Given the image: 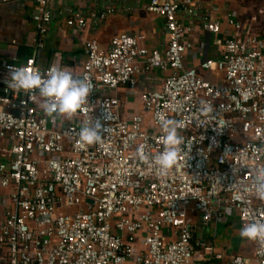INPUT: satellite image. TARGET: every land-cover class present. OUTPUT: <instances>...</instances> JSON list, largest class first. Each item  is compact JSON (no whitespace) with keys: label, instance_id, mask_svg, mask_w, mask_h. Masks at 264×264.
<instances>
[{"label":"built area","instance_id":"built-area-1","mask_svg":"<svg viewBox=\"0 0 264 264\" xmlns=\"http://www.w3.org/2000/svg\"><path fill=\"white\" fill-rule=\"evenodd\" d=\"M33 1V21L45 35L58 0ZM64 1L67 24L87 28L83 8L97 0ZM147 9L165 18L166 46L148 49L129 32L113 36L108 49L88 40L82 70H69L87 77L91 94L68 124L43 112L38 93L7 86L11 67L46 71L37 52L24 63L0 58V188L9 190L0 199V264H217L198 255L205 243L196 240V215L203 225L227 209L242 226L264 221V200L256 195L264 182V33L240 32L232 18L236 32L224 33L199 0H150ZM88 13L95 24L107 17ZM193 21L224 34L221 57L199 67L185 64L196 48ZM155 69L171 72L141 94L150 117L126 112L117 91L135 89L139 76L150 79ZM201 102L208 112L200 111ZM164 118L181 123L185 141L167 175L152 163L163 150ZM85 120L103 124L100 143L80 142ZM254 242V259L238 254L230 264H264V242Z\"/></svg>","mask_w":264,"mask_h":264},{"label":"crops","instance_id":"crops-1","mask_svg":"<svg viewBox=\"0 0 264 264\" xmlns=\"http://www.w3.org/2000/svg\"><path fill=\"white\" fill-rule=\"evenodd\" d=\"M199 1L205 6V10L211 11L214 17L222 23L224 33L227 31L235 33L237 30L234 25L228 23L229 18L240 25V32L251 35L264 33V0ZM149 2L150 0H97V2L89 3L83 8L89 26L79 30L67 24L68 14L65 10V1L58 0L53 9L50 30L45 35L39 34L33 21L36 7L33 0H13L0 3V58L24 63L29 56L37 52V65L41 68L57 63L80 72L88 58L85 47L88 40L96 39L103 49H108L113 36L129 32L141 37V45L148 49L164 48L167 43L166 20L163 16L148 11ZM88 10L97 13L106 12V20L95 24ZM180 15L185 23L191 22L183 13ZM193 23L196 48L188 53L185 64L199 67L205 58L221 57L224 34L213 35L205 31L198 21H193ZM40 43L44 44L42 48H38ZM170 72V70L155 69L150 79L139 76V85L135 89L122 86L117 94L124 103V110L129 113L140 112L149 118L150 114L143 109L141 94L150 87H159L161 80ZM200 73L213 80L220 77L203 70H200ZM56 119L61 125L78 120L75 117L68 119L59 116H56ZM0 158H2L1 153ZM8 193L9 190L0 188V199ZM2 220L3 214L0 212V222ZM195 225L196 240L201 239L205 246L213 247L212 252L206 251L205 246L199 247V257L212 259V262L217 264H230L232 257L238 254L248 260L254 259V251L247 245V242L252 240L245 239L239 251H235L233 246L229 247L224 240L226 238V241L230 242L242 227L234 211L227 209L223 217L213 219L208 225H203L200 216L196 215ZM215 253L222 254L223 259H215Z\"/></svg>","mask_w":264,"mask_h":264},{"label":"clouds","instance_id":"clouds-1","mask_svg":"<svg viewBox=\"0 0 264 264\" xmlns=\"http://www.w3.org/2000/svg\"><path fill=\"white\" fill-rule=\"evenodd\" d=\"M7 86L15 93H38L42 98L40 107L49 117H65L71 119L80 113L89 102L91 87L86 76L78 77L68 68L53 63L41 74L39 69L27 65L10 68ZM31 98V96H30ZM210 109L201 102L200 111ZM177 120L164 118L160 120L163 150L156 153L152 163L161 175H167L176 165L180 149L185 144ZM103 124L99 120L82 122L79 140L83 144H98L102 140ZM256 195L264 200V182L258 184ZM242 239L264 242V221L245 222L239 231Z\"/></svg>","mask_w":264,"mask_h":264},{"label":"rangeland","instance_id":"rangeland-1","mask_svg":"<svg viewBox=\"0 0 264 264\" xmlns=\"http://www.w3.org/2000/svg\"><path fill=\"white\" fill-rule=\"evenodd\" d=\"M221 230V229H220ZM213 233V231H212ZM206 237L208 236V233L206 231ZM220 238V237H219ZM225 242L228 244L229 247L233 246L235 251H239L241 246L244 244L245 239H242L239 235V233L235 234L230 242L226 241V238L224 239ZM247 245L249 246V249H251L252 251L255 252L256 249V243L254 241H248ZM231 250V249H230ZM232 253H234L233 251H231ZM231 257V254L229 255V258Z\"/></svg>","mask_w":264,"mask_h":264}]
</instances>
